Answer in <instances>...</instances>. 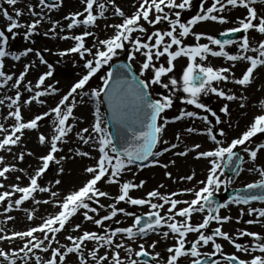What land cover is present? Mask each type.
Listing matches in <instances>:
<instances>
[{"label": "snow or ice", "instance_id": "snow-or-ice-1", "mask_svg": "<svg viewBox=\"0 0 264 264\" xmlns=\"http://www.w3.org/2000/svg\"><path fill=\"white\" fill-rule=\"evenodd\" d=\"M79 3L81 10L60 19L52 13L63 8L64 0H0V18L6 22L0 27V89L10 86L14 92L0 98V106L8 110L4 119L13 121L10 127L0 123V152L16 161L10 164L0 156V179L6 181L8 174L17 172L27 179L25 185L10 187L0 182V189H4L0 205H4V223L16 219L9 214L13 211H23L30 222L25 230L11 234L0 228V242L8 244L0 248V264H222L217 256L223 264H264V234L247 229H237L235 235L225 232L223 226L233 217L220 214L222 209L236 206L237 224L247 216V225L264 226V142L254 139L264 135V0H201L186 22H182V13L192 12L193 0H135L131 13L123 10L119 0ZM18 4L23 7H16ZM3 5L12 8L13 14ZM235 11L241 15L233 17ZM109 13L120 22L105 23L103 31L111 29L112 34L101 39L91 29L100 28L98 21H107ZM25 16L29 20L22 23ZM164 23L167 30H155ZM206 23L232 27L219 31L223 39L195 31ZM44 24L48 28L41 33ZM21 29L26 45H35L36 37L43 36L70 41L71 46L58 51L26 47L12 52L11 42ZM126 48L130 49L129 63L112 64ZM45 53L57 57L56 63L73 58L72 67L79 71L67 89L58 87L59 80L50 82L56 69ZM137 54L142 59L138 60ZM29 57L32 59L24 62ZM181 58L186 66L177 76L174 62ZM210 58L223 63L213 66L208 63ZM7 59L22 63V70L8 74ZM133 63H138L139 75ZM106 66L111 70L98 76ZM238 66H242L239 75L235 71ZM33 69L34 79L29 80ZM94 78L100 80L95 88L90 83ZM154 88L163 89L165 94L154 97ZM48 98L55 99L54 105L48 104ZM211 98H215V109L205 102ZM177 100L184 107L169 119L165 113ZM89 104L88 117L76 115ZM37 106L42 110L33 113ZM102 106H106V115ZM250 109H254L251 114ZM25 111L33 113L27 120ZM242 118H247L243 128ZM183 121L191 126L175 132L173 140L165 139L168 126ZM42 122L47 124V133L41 131ZM234 131L236 135H231ZM27 133H35L42 154L27 149ZM194 137L203 143L194 142ZM158 145L163 147L158 149ZM167 154L175 158L162 160ZM26 157L37 161L30 173L17 166ZM189 158L206 166L204 178L191 187L161 193L159 189L165 188L161 183L143 198L131 195L146 182L125 177L129 173L135 177L144 168L163 169L164 178L173 183L194 181L195 171L177 177L169 171L177 167L178 160ZM77 159L93 163L82 168L80 185L62 193L59 177L65 173V164ZM52 165L57 166L58 178L44 186L40 180ZM246 170L258 174L259 179L233 189L230 199L217 203V194ZM226 171L232 177L222 179ZM15 179L20 181L21 177ZM101 183L116 186L117 194L102 190ZM37 194L47 198H37ZM186 196L191 198H182ZM26 203L33 207L24 208ZM254 203L261 206L253 207ZM122 204L147 211L138 214L120 207ZM39 205L55 211L37 217ZM196 215L201 220L193 223ZM77 216L82 217L80 223L71 224ZM119 216L130 218L131 224L118 226L122 223ZM36 219L40 223L31 224ZM85 223L96 230L82 228ZM213 224L217 226L211 227ZM190 234L192 240L188 239ZM244 238L249 239V246L237 242ZM218 240L231 245L236 254L224 253ZM161 243L166 245L163 258L156 251Z\"/></svg>", "mask_w": 264, "mask_h": 264}, {"label": "rangeland", "instance_id": "rangeland-1", "mask_svg": "<svg viewBox=\"0 0 264 264\" xmlns=\"http://www.w3.org/2000/svg\"><path fill=\"white\" fill-rule=\"evenodd\" d=\"M48 2L51 3L52 0H48ZM200 2H201V0H193V9H192V12H190V13H182V22H186L187 19L191 18L192 13H194L197 10L198 5H199ZM16 7H23V4H18ZM122 8H123V10L125 9L127 11L126 13H131L134 10L133 7L127 8L126 6L123 7V5H122ZM8 11H10V10L8 9ZM70 12H72V11H70ZM67 13H69V12H67ZM0 20H3V19L0 18ZM27 21H25V22H27ZM119 22H120V20L118 18V20L115 21L114 23H119ZM166 26H167L166 23L161 24V25H158V26H156V29L155 30H163ZM203 26L217 28L219 25H214V24H208V23H206V24H203ZM145 27H147V25H145ZM229 27H232V25L231 24L223 25L222 28H221V30H223L225 28H229ZM47 28H48V24H44L40 28V30H43L44 31ZM151 31H152V29H149V32H151ZM218 33L216 34L214 32L212 35L213 36H216L217 38H221V37L218 36ZM111 34H112V31H110L106 36H110ZM136 35H140V34H136ZM41 42L42 41L39 42L37 40V43L35 45L27 44L24 47H22L21 40H20V38L17 37L15 41H12L11 42V51L12 52H18L19 50H23L24 48L29 47V45H30V47H35V48L41 50L42 46H41V48L39 47V43H41ZM70 46H71V42L68 43L64 47H59V48H55V49H52V50H55V51L64 50V49H67ZM129 51H130V49L126 48L124 51L120 52L119 55L116 58H114V60L111 63L113 64V63H115L117 61H121V60L128 61L127 55L129 53ZM25 59L26 58H24V62H29L32 59V57H29L28 58L29 61L28 60H25ZM137 59L140 60V59H142V57L140 59L137 57ZM162 61H164V58H162ZM5 63H6V69H5L6 72L8 70H11V73L10 72H7L8 74L19 73V71L22 70V63H16V62L11 61L10 59H7L5 61ZM128 63H129V61H128ZM133 68H134V70L136 68L139 69L138 63H133ZM109 69H110V67L106 66V68L105 69H102V72L100 74H98V76H101L104 72L108 71ZM76 73L77 72H75L73 75L71 74V75L62 77L59 81L63 84V88H60V89H62V90L67 89L68 86L77 78ZM34 75H35V72L33 73V71H32L31 75L27 79H29V80L34 79ZM137 75H139V74L137 73ZM54 79H55V77H54ZM50 82H52V81H50ZM90 83H91V87H93V88L100 86V80L99 79H96V78H94L93 81L90 82ZM4 89H1V90H4ZM13 94H14V92H13V90L9 86L7 88V91H6V96H11ZM161 94H165V92H164L163 89H159V88H154L153 89V96L154 97H158V95H161ZM178 95L179 96H182L181 93H179ZM25 96H27V93H25ZM0 98H3V96H0ZM54 103H55V99L48 98V104L49 105H54ZM89 108H91V107H89ZM40 110H42V109H40L39 106H37V107H35L33 109V113H35L37 111H40ZM7 111L8 110L5 107L0 106V123L4 124L5 126H9L10 127V125L13 123V121H11V120H5L4 119V117L7 114ZM101 111L104 112L103 107L101 108ZM33 113H29V112L25 111L24 112V118H25V120L29 119V117ZM76 115L77 116L78 115H81V113L77 110ZM168 118H170V117H168ZM82 126H84V125H82ZM85 126H87V125H85ZM41 131H43L45 133H47L49 131V129L47 127V124L44 123V122L41 123ZM262 139H264V135H262ZM262 139L257 138V139H255V141H256V143H260V141H262ZM24 140H25V144H26L28 150L33 151L36 155H40V154L43 153L44 150L41 149V148H39L36 145V143H35V133H27L25 135V137H24ZM159 146L160 145H158V149H160ZM65 148H67V146H65ZM85 150H88V149L85 148ZM15 151L18 152L19 150L17 149ZM62 154L63 153H61L59 155H62ZM93 155H95V153H93ZM0 156L5 157V160H6L7 163H10V164L11 163H16V161H14L12 159L11 155H9V154H7L5 152H0ZM84 161L86 162V159L83 160V161L77 159V161L75 163L69 162V163H66L65 164V173H64V175L62 177H59V178L62 179V185L59 186V189H58L59 191H61L62 193H66L68 191H71L74 187H76V186H78V185H80L82 183V181L84 179V176L82 175V168L86 165V164H83ZM29 165H31V167H29ZM36 165H37V161L36 160L30 161L28 157L25 158V161L23 163L17 164L18 167L27 170V172H29V173L32 171L33 168L36 167ZM56 171H57V166L56 165H52L50 167L49 171L40 180V183L42 185H44V186H50L49 182L54 181L56 178H58L56 176ZM133 171H136V169L134 168ZM158 171H160V173H158ZM163 171H164L163 169H159V168H144L142 171L137 172V174L135 175V177H133L132 174L129 173L125 177V179H135L136 182H139L140 180H144L146 182L143 189H139V190L133 191L131 193V195L133 197H135V198H143V197L146 196L147 192H149L151 190L157 189V186L159 184H161V183H163L165 185V188H161V189H159V191L161 193H168V192H170V185L168 184V180L164 178ZM8 175H9L8 180L4 181V180L0 179V182L4 183L6 185V187H10L11 185L16 184V183H20L21 185L27 184V179L25 178V176H24L23 173L17 172V173H11V174H8ZM16 176H20L21 177L20 181H17L15 179ZM231 177H232V175H227V173H226L224 178L225 179L226 178L228 179V178H231ZM256 180L257 179L251 180L248 183L255 182ZM71 181H76L77 184L74 185V184H72ZM244 185L238 186L237 188L243 187ZM98 186L102 190L110 192L112 195L117 194V187L116 186H109V185H106L104 183H101ZM230 190L233 191V189H230ZM0 191H4V189H0ZM226 192L225 191L224 192H220L219 194H217L216 197L221 198L222 199L221 200L222 202H226L227 201V199L225 197ZM37 198H47V197L45 196V194H37ZM13 199H15V197H13ZM101 202L104 203V204H108L109 203V201H106V200H102ZM254 204H259V203H254ZM30 206L33 207V205L31 203H26L23 207L24 208H29ZM3 207H4V205H0V211L2 212L0 214V221L2 219L5 220V215L3 214ZM37 207L39 208V211L36 213L37 217L45 216L46 214L52 213V212L55 211V209H53V208H51L50 206H47V205H39ZM120 207H125V208H127V210H129V211H135L138 214L147 211L146 208L145 209L128 208L127 205H123V204L120 205ZM225 210H227V209H222L221 210V213L220 214L222 216H224V215L227 216L225 214V212H224ZM14 212L15 213H18V214H21V215L15 219L17 221V223L15 224L14 227L9 228V230H7V233L6 234H11L12 231L25 230L29 226V223L30 222H28L26 220V218H25V215L26 214L23 211H14ZM9 214H11V213H9ZM103 214H104V212L101 210V215H103ZM80 218L82 220V217H80V216L74 217L72 219V221H71V224L80 223L79 222ZM117 219L122 221V223L120 225H118L120 227L129 226L131 224V219L130 218H125L123 216H119V217H117ZM194 220H195V223L200 222V220H201L200 215H196ZM13 221H10L8 223V226H10L13 223ZM244 221H246V220H244ZM244 221H242V224H240V228L239 229H247L248 231L255 232V226H257V225L249 226ZM38 223H40V220L39 219H36V220H34V221L31 222V224H33V225L38 224ZM228 225L229 226H233V223H229ZM116 226L117 225H114V224L112 225V227H116ZM216 226L217 225L213 224L211 227L214 228ZM225 226H226V224L223 226V230L225 232H228L227 230H225ZM82 228H84L86 230H96L95 229V226L92 225L91 223H85V224H83L82 225ZM208 234H211V230L210 229L208 230ZM60 239L63 240V236H61ZM152 239H153V237H152ZM244 241L245 240L243 239V240H240L238 242L241 243L242 245L244 243L249 244V241L248 242H244ZM217 242H221V241L218 240ZM7 247H8L7 242H0V248H7ZM226 254H236V253H235V250H233V251L227 252ZM237 255H240L241 258H246V256L244 254H237ZM141 259H144V258H141ZM216 259H220L223 262V259H222L221 256H220V258H219V256H217Z\"/></svg>", "mask_w": 264, "mask_h": 264}, {"label": "bare ground", "instance_id": "bare-ground-1", "mask_svg": "<svg viewBox=\"0 0 264 264\" xmlns=\"http://www.w3.org/2000/svg\"><path fill=\"white\" fill-rule=\"evenodd\" d=\"M119 2L124 6H126L127 8H131L133 7V4L135 3V0H119ZM3 8H6V9H9L10 11V14H13V9L12 8H9L7 5H3ZM75 10V11H74ZM78 10H81V5L79 3V0H64V6L61 10H59L58 12H55L52 14V16L54 18H60L62 19L63 15L64 14H67V12L71 13L70 11L72 12H76ZM125 12H127L125 9H124ZM109 15V19L107 21L105 20H100L98 21V23L101 25L100 28H96V29H91L92 31H94L101 39H104L106 38L107 34L112 31L111 29H108L107 32L103 31V25L105 23H114L115 21L118 20V18H115L111 15V13L108 14ZM241 15V11H235L232 13V16L235 17V16H239ZM29 20V18L27 16L21 18V22H25ZM6 22H4L3 20H0V27H3V25L5 24ZM223 26V25H222ZM221 25H219L217 28H212V27H208V26H203L202 25H199L195 28V31L197 32H204L206 34H213L214 32L217 34L219 31H221V28H222ZM167 27L166 26L163 30H167ZM47 29H45L44 31H46ZM39 31L41 33H43L44 31L43 30H40ZM76 31H79V30H76ZM19 33L17 35L18 38H20L21 40V45L22 47H24L26 44L25 42L23 41V30H19ZM70 34V33H69ZM36 39L40 42L42 41L41 43H39V47L42 49L44 48H51V49H55V48H59V47H64L66 46L68 43H70V41H61V40H50V39H46L44 38L43 36H40V37H36ZM188 42H191V41H188ZM88 46L90 47L91 44H92V39L89 38L88 40ZM30 47V45H29ZM55 51V50H53ZM229 51H232V49H229ZM45 57L46 59L49 60L50 63H53L55 69H56V72H55V79L52 81L54 82L55 80H60L62 77H65V76H68V75H73L75 72L78 71V69H74L72 67V64H73V58L71 57H67L65 58L64 61L60 62V63H56L57 61V57L55 56H52L51 54H48V53H45ZM137 57L140 59L141 57L139 56V54H137ZM25 60H28V58H26ZM164 62V61H162ZM176 64V68H175V75L179 76L181 74V71H182V67L186 66V61L184 58H181L179 59L178 61L174 62ZM208 63H211L213 66H220L223 61L222 60H218V59H213V58H210V60L208 61ZM11 64V63H10ZM8 66V65H7ZM241 67L242 66H238L235 71L237 73V75L240 74V71H241ZM41 70L43 71V67H41ZM136 72L139 74L138 72V69L136 68L135 69ZM7 72H10L11 73V70H8ZM35 72V69H33V73ZM31 75V74H30ZM29 75V76H30ZM28 76V77H29ZM60 82V81H59ZM59 88H63V84L60 82L59 85H58ZM6 91H7V88H5L4 90H1L0 89V96H3V98L6 96ZM182 94V93H181ZM183 95V94H182ZM206 103L209 104L210 107H212L213 109H215L217 107L216 105V102H215V98H211V99H207L205 101ZM256 101L254 100L253 101V104H255ZM89 107H92L91 104H89L88 106H85V107H81L80 109H78V111L81 113V115H78V116H83V117H88V109ZM181 107H184L183 105H181L179 103V100H177L174 104V107L173 109H171L170 111H168L167 113H165V115H167V117H170L169 119L173 118L175 115L178 114V111ZM189 110H193V109H189ZM254 109H250L249 112L251 114V112L253 111ZM172 115V116H171ZM234 118H235V115H234ZM246 120L247 118H242L240 119V126L241 128L244 127L245 123H246ZM197 125L199 124V122H196ZM87 125V124H85ZM84 125V126H85ZM185 126H191V122L189 121H183V122H179L178 124H175V125H169L166 132H165V139H169V140H173V136H174V133L181 130L183 127ZM231 135H236V132H232ZM262 139V135L254 138V139ZM193 141L194 142H201L203 143V140L199 137H194L193 138ZM193 141H189V143L193 142ZM261 142H264V139H262ZM209 145L208 144H205V147H208ZM160 148L163 147V145H160L159 146ZM30 161H34L35 159L32 158V157H28ZM175 157H172L170 154H167L165 157H162L161 159L162 160H167V159H174ZM261 160L264 161V156L261 157ZM93 161L91 160H87L86 159V162L84 161L83 164H86V165H90L92 164ZM205 164L204 162L202 161H194L192 159H180L178 160V165L177 167H174V168H170L169 171L172 172L173 174V177H177V176H183V175H187V174H191L193 171H195L196 173V179L192 182H183V183H173L172 181H169L168 180V184L170 185V192L171 191H177V190H181L183 188H186V187H191L193 184H195L196 180H200V179H203L204 178V169H205ZM158 173H160V171H158ZM222 179H225L224 177H222ZM227 179V178H226ZM255 179H259L258 177V174L256 173H251V172H248L247 170L241 174L240 177L238 178H235L234 182L228 187L227 190H222L221 192H226V191H229L230 189H235L237 188L238 186H241V185H244L246 183H248L249 181L251 180H255ZM72 184H77L76 181H71ZM184 199H190L191 197H182ZM253 207H260L261 205L260 204H253L252 205ZM31 208V206L29 207ZM136 209V208H134ZM138 209V208H137ZM226 215H231L233 217L232 221H230L229 223H233V226H229L227 223L226 226H225V230H227L230 234H233L235 235L236 233V230L240 228V224H242V221L244 220H248L250 219V217H247V216H244L242 219H241V223L240 224H237L235 221H236V218L239 217V208L236 207V206H230V209H227L224 211ZM2 212L0 211V214ZM12 216L14 217H19L21 214H18V213H15L14 211L11 212ZM225 216V215H224ZM195 216L193 217V223H195ZM81 220V218H80ZM79 220V222H80ZM4 219H2L0 221V228H4L6 230H9V228H12L15 226V224L17 223L16 220L13 221V223L8 226V223H4ZM3 222V223H2ZM255 232L257 233H261V234H264V226H261V225H257L255 226ZM157 237L153 236V239H156ZM194 237L190 234L188 239L189 240H192ZM244 242H248L249 239L248 238H244ZM238 242V241H237ZM243 242V243H244ZM168 244H171L172 241L169 240L167 242ZM222 244V247H223V250H224V253H227V252H230V251H233L234 248L229 245L227 242L225 241H221L219 242ZM244 246H249V244L247 243H244L243 244ZM165 247L166 245L164 243H161L158 248L156 249V251L160 252L161 253V256L163 258V256L166 255V252H165ZM204 250H209V249H202V251ZM37 255H43L41 253H36ZM121 257L124 258V254L123 252L121 253ZM220 258V256H219ZM222 262V260H221ZM223 264V262H222Z\"/></svg>", "mask_w": 264, "mask_h": 264}, {"label": "water", "instance_id": "water-1", "mask_svg": "<svg viewBox=\"0 0 264 264\" xmlns=\"http://www.w3.org/2000/svg\"><path fill=\"white\" fill-rule=\"evenodd\" d=\"M218 203V202H217Z\"/></svg>", "mask_w": 264, "mask_h": 264}]
</instances>
